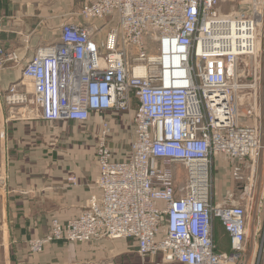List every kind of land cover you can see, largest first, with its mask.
Returning <instances> with one entry per match:
<instances>
[{
	"label": "built area",
	"instance_id": "obj_1",
	"mask_svg": "<svg viewBox=\"0 0 264 264\" xmlns=\"http://www.w3.org/2000/svg\"><path fill=\"white\" fill-rule=\"evenodd\" d=\"M225 1L86 0L78 15L90 23L64 22L58 43L37 47L26 62L0 48V66L21 69L3 99L29 117L86 124L92 113L131 112L129 151L111 147L110 128L100 122L97 192L77 216L53 218L44 236L28 241L30 252L53 241L131 239L140 257L160 254L165 264H243L251 204L213 203L212 159L255 164L264 152V0L233 13L219 10ZM241 58L255 63L248 84L240 80ZM256 211L248 264H264V212L261 219ZM213 221L229 239L224 251Z\"/></svg>",
	"mask_w": 264,
	"mask_h": 264
},
{
	"label": "crops",
	"instance_id": "obj_2",
	"mask_svg": "<svg viewBox=\"0 0 264 264\" xmlns=\"http://www.w3.org/2000/svg\"><path fill=\"white\" fill-rule=\"evenodd\" d=\"M85 1L0 0V48L5 52L15 51L26 62L37 47L58 43L64 22L90 23L78 15ZM100 23L92 22L95 26ZM20 76V66H0V264H113L114 258L126 249L131 247L136 251L131 239H121L125 243L107 239L80 243L53 241L40 252L29 251L28 240L44 236L53 218L63 223L77 216L90 194L97 192L94 187L99 172L96 140L88 132L93 123L97 125L99 113H92L84 126L77 125L78 122H50L23 115L15 118L14 114L21 109L9 107L3 96ZM136 104L134 100L133 108ZM65 130L70 134L68 139L50 143L51 134L58 135ZM128 151L121 147L122 155ZM215 157L214 169L221 164V159ZM224 159L223 176L228 183L216 197L212 186L213 203L219 205L231 201L232 176L238 180L244 166L251 163L247 158L233 160L224 155ZM256 159L253 191L256 207L260 209L264 208V152L260 169L258 156ZM70 177L74 181L68 180ZM246 186L243 183L236 188L242 194L238 202L243 204L248 192ZM213 224V239L218 249L224 251L228 249L229 239L220 223L213 221Z\"/></svg>",
	"mask_w": 264,
	"mask_h": 264
},
{
	"label": "rangeland",
	"instance_id": "obj_3",
	"mask_svg": "<svg viewBox=\"0 0 264 264\" xmlns=\"http://www.w3.org/2000/svg\"><path fill=\"white\" fill-rule=\"evenodd\" d=\"M249 7H250V1L249 0H228L225 1L224 3H222L221 7L219 8V10L221 12H225V13H233L236 11H244V12H248L249 11ZM255 63L254 60L252 58L247 59V58H241L239 61V75H240V80L243 84H248L250 82V75L254 69ZM244 97V103L245 104H249V100L247 99V96H243ZM20 109V108H19ZM22 112V113H21ZM31 116V115H27L23 113V110H20V112L15 115V118H19V116ZM99 117H96V120L98 119V123L97 125L95 123L92 124L93 127L90 126L89 132L91 135V139L94 138V141H97L98 136L103 132V129L105 128V126H103V123L100 122H106L107 126L109 129V135L107 136V141L108 143L111 145V147H113L114 149H118V147H124L127 150L129 149V141L131 140V130H130V124H131V112L129 113H122L120 115H114L111 113V111H105L102 113L98 114ZM95 116V115H94ZM95 119V118H94ZM77 125L79 126H84V124L81 123H77ZM126 127V128H125ZM67 130L63 131V133L58 134V135H50V143H54V142H58L61 140H66L68 139L70 134H67L66 132ZM71 132V131H70ZM77 132L81 135H84V133H82L81 130L77 129ZM220 158L221 159V164L219 168H215L214 169V160H213V166H212V176H213V188H214V192H215V197L217 195H221V191L223 190L225 183H228L227 180H225V176H223V174L225 173V168H224V155L223 157H219L216 156L215 158ZM224 159V160H223ZM226 162H230L229 160H227ZM251 162V161H250ZM228 165V163H227ZM251 168H253V170H250ZM242 176L238 178V180L236 179H232L231 181L234 182V187L232 188L233 193L231 194V201L232 203L238 202V199L240 197V191L237 190L236 188L239 185H242L243 183L247 188V197L245 196V201L244 204H247L248 206L251 204L252 200L254 199V183H255V179H256V169H255V165L251 163L247 164L244 166L243 170L241 171ZM180 175L184 176L183 171L180 168V172H179V177ZM177 185H179L180 183H183V178H177ZM264 212V208L261 207L260 211H259V216L262 219V215ZM29 241V240H28ZM127 241V240H126ZM110 242H122L125 243L122 240H112ZM130 243L132 244V242H130L129 240L127 241V244L130 245ZM126 244V245H127ZM223 245V243L221 242V246ZM109 263H105V264H110ZM113 264H165L163 262V257H161V255L156 254V255H149V256H144L140 257L135 249L133 248H129L128 251L127 249L125 251H123L121 254L117 255L116 258H114L113 260Z\"/></svg>",
	"mask_w": 264,
	"mask_h": 264
},
{
	"label": "water",
	"instance_id": "obj_4",
	"mask_svg": "<svg viewBox=\"0 0 264 264\" xmlns=\"http://www.w3.org/2000/svg\"><path fill=\"white\" fill-rule=\"evenodd\" d=\"M264 15V13H263ZM261 31H262V38L260 41V59H259V63H260V72H259V79H260V122H259V127H260V143L262 144V147L264 145V16L262 19V26H261ZM262 155H263V149L260 150L259 154H258V169H260L261 166V161H262ZM256 196H254V199L251 202V211L249 214V218H248V234H247V248H246V252H245V259L243 264H248L250 257H251V251L253 248V236H254V221L255 218L257 216V207H256Z\"/></svg>",
	"mask_w": 264,
	"mask_h": 264
}]
</instances>
